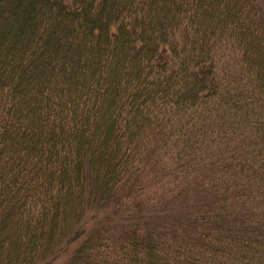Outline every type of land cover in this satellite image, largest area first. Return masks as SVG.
<instances>
[{
	"label": "trees",
	"instance_id": "trees-1",
	"mask_svg": "<svg viewBox=\"0 0 264 264\" xmlns=\"http://www.w3.org/2000/svg\"><path fill=\"white\" fill-rule=\"evenodd\" d=\"M0 264H264V0H0Z\"/></svg>",
	"mask_w": 264,
	"mask_h": 264
}]
</instances>
